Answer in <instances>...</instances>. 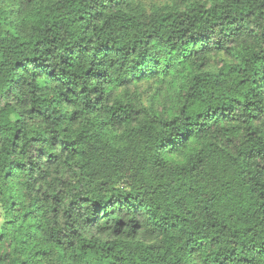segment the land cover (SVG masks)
I'll return each mask as SVG.
<instances>
[{"label": "clouds", "instance_id": "clouds-1", "mask_svg": "<svg viewBox=\"0 0 264 264\" xmlns=\"http://www.w3.org/2000/svg\"><path fill=\"white\" fill-rule=\"evenodd\" d=\"M75 7L0 0V264H264V0Z\"/></svg>", "mask_w": 264, "mask_h": 264}, {"label": "trees", "instance_id": "trees-1", "mask_svg": "<svg viewBox=\"0 0 264 264\" xmlns=\"http://www.w3.org/2000/svg\"><path fill=\"white\" fill-rule=\"evenodd\" d=\"M69 2L73 5V10L74 11H76L78 13H83V14L78 15L76 17V22L77 23H83L84 24V30L87 31V29L89 27V24L88 23H84V22L86 20L87 21H91L92 15H90L89 11H86L85 9L75 7L78 3L82 2V0H69ZM62 26L63 25H61V27ZM54 27H55V25H54ZM120 27L124 28V27H126V24H121ZM111 46L115 47L116 45H111ZM240 55H241V53L238 52V51H233L230 55H225L223 52L219 53L221 63H223L225 65L226 71L229 70L228 66L230 65L231 61L233 59L239 60L240 59ZM253 63L255 64V67L251 70V77H252L251 83L253 85L259 87L260 85L257 83V81H264V57H259V58L258 57H253ZM70 66L71 65H69V67ZM87 71H91V68H89ZM205 71L211 72L209 70V66L207 67V69H205ZM240 71L243 72L244 69H241ZM85 74H87V73H85ZM233 75H236V73L234 72ZM186 77H191V79H193V80L196 79L195 73L188 66H185L182 71L178 72L177 78L175 80H173V82H172V88L176 89ZM247 82H248V78L245 77L244 79L239 80L238 84L241 87H246L247 86ZM140 84H143V83H139L138 85H140ZM261 195H262V197H264V193H262ZM226 215H231V212L230 211H226ZM254 216H264V198H262L258 202H256V206H254V208L252 210V215L247 218L246 223H249V224L252 223V218ZM232 223H234L236 232L243 231L244 233H247V232L251 231V229L245 227V222L243 220H241L240 222H236L235 218H233L232 222L226 221L224 223L223 227L224 228H228V227H230V225ZM217 239L218 238L215 235H213L211 237L212 241H216ZM243 239L244 238L242 236L241 240L243 241ZM81 247H82V249H89V250L91 249V245H82ZM108 251L111 252L112 249L109 248ZM229 254H231L233 256L235 255L234 251L231 250V249H226L224 253H219L218 252L216 256L212 257V264H225V261L227 260ZM33 255L34 256L43 257L44 256V250H42V249L41 250H37V251H35L33 253ZM244 259H246V257H244V256L240 257L241 261H243ZM20 264H26V262L24 260H21ZM112 264H122L121 258L120 257H116L115 260L112 262Z\"/></svg>", "mask_w": 264, "mask_h": 264}, {"label": "rangeland", "instance_id": "rangeland-1", "mask_svg": "<svg viewBox=\"0 0 264 264\" xmlns=\"http://www.w3.org/2000/svg\"><path fill=\"white\" fill-rule=\"evenodd\" d=\"M209 70L211 72H215L217 70V65H209ZM138 87H140V88H147L148 85H146V84H140V85H138Z\"/></svg>", "mask_w": 264, "mask_h": 264}]
</instances>
